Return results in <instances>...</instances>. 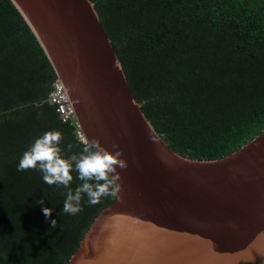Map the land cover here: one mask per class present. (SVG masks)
I'll list each match as a JSON object with an SVG mask.
<instances>
[{
  "label": "trees",
  "instance_id": "trees-1",
  "mask_svg": "<svg viewBox=\"0 0 264 264\" xmlns=\"http://www.w3.org/2000/svg\"><path fill=\"white\" fill-rule=\"evenodd\" d=\"M92 1L132 94L173 150L221 158L264 130V0ZM56 80L13 1L0 0V264H66L115 200L89 205L85 195L83 210L69 215L63 186L17 171L49 130L62 133L66 156L81 151L75 121H62L48 100ZM71 175L75 189L81 181Z\"/></svg>",
  "mask_w": 264,
  "mask_h": 264
},
{
  "label": "water",
  "instance_id": "water-1",
  "mask_svg": "<svg viewBox=\"0 0 264 264\" xmlns=\"http://www.w3.org/2000/svg\"><path fill=\"white\" fill-rule=\"evenodd\" d=\"M65 87L84 138L115 151L122 191L66 264H264V130L197 159L156 132L92 0H12Z\"/></svg>",
  "mask_w": 264,
  "mask_h": 264
},
{
  "label": "clouds",
  "instance_id": "clouds-1",
  "mask_svg": "<svg viewBox=\"0 0 264 264\" xmlns=\"http://www.w3.org/2000/svg\"><path fill=\"white\" fill-rule=\"evenodd\" d=\"M62 140L63 135L59 130L44 132L22 154L17 171L39 170L46 184L63 186L67 191L62 212L69 215H76L83 210L81 202L85 195L89 205L99 203L103 197L119 198L122 177L117 168L128 167L127 161L121 158L123 154L118 150L119 146L113 144L115 151H109L99 139L82 137L81 151L66 156L60 147ZM67 147L71 151L73 145ZM74 170L81 181L75 189L70 187ZM40 203L43 204V200ZM42 211L47 218L52 209L44 207ZM51 224L53 228L56 227L55 220Z\"/></svg>",
  "mask_w": 264,
  "mask_h": 264
},
{
  "label": "built area",
  "instance_id": "built-area-1",
  "mask_svg": "<svg viewBox=\"0 0 264 264\" xmlns=\"http://www.w3.org/2000/svg\"><path fill=\"white\" fill-rule=\"evenodd\" d=\"M48 100L55 105V110L62 121H75L76 127L80 130V125L75 117V109L68 98L65 87L58 80L54 82ZM78 136L82 138L81 130L78 132Z\"/></svg>",
  "mask_w": 264,
  "mask_h": 264
},
{
  "label": "rangeland",
  "instance_id": "rangeland-1",
  "mask_svg": "<svg viewBox=\"0 0 264 264\" xmlns=\"http://www.w3.org/2000/svg\"><path fill=\"white\" fill-rule=\"evenodd\" d=\"M79 137V136H78ZM83 137V136H82ZM84 138V137H83ZM81 139V138H80Z\"/></svg>",
  "mask_w": 264,
  "mask_h": 264
}]
</instances>
